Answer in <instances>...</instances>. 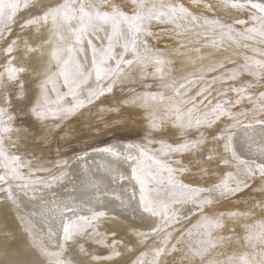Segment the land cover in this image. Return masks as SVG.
Listing matches in <instances>:
<instances>
[{"label": "snow or ice", "instance_id": "snow-or-ice-1", "mask_svg": "<svg viewBox=\"0 0 264 264\" xmlns=\"http://www.w3.org/2000/svg\"><path fill=\"white\" fill-rule=\"evenodd\" d=\"M191 5L0 0V264H264V0Z\"/></svg>", "mask_w": 264, "mask_h": 264}, {"label": "rangeland", "instance_id": "rangeland-1", "mask_svg": "<svg viewBox=\"0 0 264 264\" xmlns=\"http://www.w3.org/2000/svg\"><path fill=\"white\" fill-rule=\"evenodd\" d=\"M178 2L183 3L186 7H189L193 11L200 12L202 9H196L191 5V0H178ZM203 2H215V0H203ZM207 15L211 16V13H206ZM223 15V14H221ZM248 55H252V53H247ZM193 68L191 65L186 64L183 62L182 58L175 57L174 64H173V75L179 77L187 72L192 71ZM116 96L119 99L121 97V93L119 89L116 90ZM107 103V102H106ZM136 111L129 109L128 111L124 112V116H132L133 122H128L122 124L117 127L109 128L105 131H102L99 136H96L95 142L96 143H104V142H123V141H139L143 136V120L136 116ZM116 117L114 114L109 115L105 114L103 119L107 121H112ZM101 120V116L96 114L95 110H93V114L91 117L85 113L84 116L78 117L77 119L72 121L76 129L77 138L73 141V148L79 149L86 143L93 142L90 137L94 136L97 129L102 128V124L99 123ZM94 125L93 128H89L88 125ZM54 158V155L53 157ZM237 207L234 205L226 204L224 209L227 210L229 208ZM238 207L243 208V205H239ZM7 225L10 229L16 230L18 222L14 218V213L9 210L8 207L0 205V225ZM239 231V229H238ZM18 243L22 246L24 243V237L17 231ZM235 247V246H233ZM233 249H229L232 251Z\"/></svg>", "mask_w": 264, "mask_h": 264}, {"label": "bare ground", "instance_id": "bare-ground-1", "mask_svg": "<svg viewBox=\"0 0 264 264\" xmlns=\"http://www.w3.org/2000/svg\"><path fill=\"white\" fill-rule=\"evenodd\" d=\"M37 228H43V225L41 223H39V221H37Z\"/></svg>", "mask_w": 264, "mask_h": 264}]
</instances>
